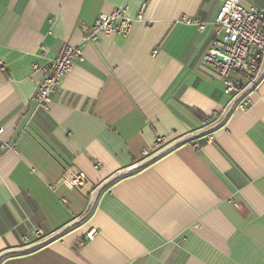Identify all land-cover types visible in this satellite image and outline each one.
<instances>
[{"label":"crops","instance_id":"1","mask_svg":"<svg viewBox=\"0 0 264 264\" xmlns=\"http://www.w3.org/2000/svg\"><path fill=\"white\" fill-rule=\"evenodd\" d=\"M222 1L0 0V264H264V76L240 110L205 65ZM120 8L128 36L83 41ZM66 45L84 60L36 108Z\"/></svg>","mask_w":264,"mask_h":264},{"label":"built area","instance_id":"2","mask_svg":"<svg viewBox=\"0 0 264 264\" xmlns=\"http://www.w3.org/2000/svg\"><path fill=\"white\" fill-rule=\"evenodd\" d=\"M242 0H223L216 14L215 37L203 60L207 67L214 70L224 83V92L231 95L240 110L248 109L252 100L247 92L255 87L264 69V7H246ZM141 7L138 18H142ZM135 18L125 9H116L111 13H102L84 37V42L97 41L101 35L130 34ZM182 22L198 25L204 29L206 24L198 19L182 17ZM155 53L157 51H154ZM84 60V50L80 46L66 45L62 53L40 69L44 76L33 96L36 108L48 109L54 93L59 89L64 77L69 74L77 62ZM7 65L0 60V72H6ZM242 75L234 79L233 74ZM1 131V130H0ZM148 153V152H146ZM87 175L82 171H70L65 174L63 183L70 189L85 186ZM40 234V232H38ZM96 230L86 234L85 243L93 239Z\"/></svg>","mask_w":264,"mask_h":264},{"label":"trees","instance_id":"3","mask_svg":"<svg viewBox=\"0 0 264 264\" xmlns=\"http://www.w3.org/2000/svg\"><path fill=\"white\" fill-rule=\"evenodd\" d=\"M263 76H264V74L261 75V77L259 78V80H260ZM91 210H92V209H91ZM89 212H90V210H89ZM89 212H88V213H89ZM87 216H89V215H87ZM87 216H85V217L87 218ZM86 218H85V219H86ZM73 226H74V225H70V226L65 227V228L63 229V231L60 233L59 236H61L62 234H64V233L67 232L68 230H70ZM56 238H57V237H56Z\"/></svg>","mask_w":264,"mask_h":264},{"label":"water","instance_id":"4","mask_svg":"<svg viewBox=\"0 0 264 264\" xmlns=\"http://www.w3.org/2000/svg\"><path fill=\"white\" fill-rule=\"evenodd\" d=\"M263 74H264V71H263ZM93 207H94V206H93ZM92 209H93V208H92ZM85 218H86V217L81 218L80 220L76 221V223H77V222H81V221H83ZM76 223H73L72 225H75ZM62 231H63V230H62ZM62 231H61V232H62ZM61 232H60V233H61ZM60 233H59L58 235H56V236L58 237V236L60 235Z\"/></svg>","mask_w":264,"mask_h":264}]
</instances>
